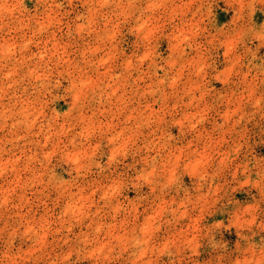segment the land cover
I'll list each match as a JSON object with an SVG mask.
<instances>
[{"label": "clouds", "instance_id": "clouds-1", "mask_svg": "<svg viewBox=\"0 0 264 264\" xmlns=\"http://www.w3.org/2000/svg\"><path fill=\"white\" fill-rule=\"evenodd\" d=\"M0 264H264V0H0Z\"/></svg>", "mask_w": 264, "mask_h": 264}]
</instances>
